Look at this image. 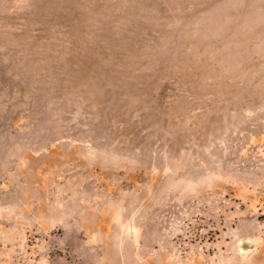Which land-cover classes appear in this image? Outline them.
Masks as SVG:
<instances>
[{
	"label": "rangeland",
	"instance_id": "rangeland-1",
	"mask_svg": "<svg viewBox=\"0 0 264 264\" xmlns=\"http://www.w3.org/2000/svg\"><path fill=\"white\" fill-rule=\"evenodd\" d=\"M0 264H264V0H0Z\"/></svg>",
	"mask_w": 264,
	"mask_h": 264
},
{
	"label": "bare ground",
	"instance_id": "bare-ground-1",
	"mask_svg": "<svg viewBox=\"0 0 264 264\" xmlns=\"http://www.w3.org/2000/svg\"><path fill=\"white\" fill-rule=\"evenodd\" d=\"M250 242V241H249ZM245 248V247H244Z\"/></svg>",
	"mask_w": 264,
	"mask_h": 264
}]
</instances>
